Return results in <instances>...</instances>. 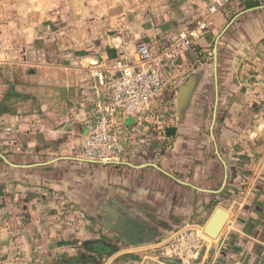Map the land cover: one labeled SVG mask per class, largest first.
<instances>
[{"label":"crops","instance_id":"crops-1","mask_svg":"<svg viewBox=\"0 0 264 264\" xmlns=\"http://www.w3.org/2000/svg\"><path fill=\"white\" fill-rule=\"evenodd\" d=\"M263 1L233 0L195 34L194 51H179L161 110L126 121V152L110 163L80 155L89 108L99 99L91 69L136 59L140 43L159 53L180 31L194 29L206 0L116 34L69 15L48 17L43 29L5 50L0 259L186 264L168 257L164 244L193 229L206 239L189 264H264ZM182 84L187 92L179 105ZM218 207L230 219L211 239L200 230Z\"/></svg>","mask_w":264,"mask_h":264},{"label":"built area","instance_id":"built-area-1","mask_svg":"<svg viewBox=\"0 0 264 264\" xmlns=\"http://www.w3.org/2000/svg\"><path fill=\"white\" fill-rule=\"evenodd\" d=\"M232 1L206 0V14L196 27L180 31L177 39L159 53L148 44L140 43L136 47V59H119L108 69H91V83L99 99L89 108L88 134L80 155L100 163H110L124 155L127 142L122 132L126 121L133 118L142 121L143 117L161 110L164 95L173 86L171 70L178 64L179 51L193 52L195 34L206 32L208 23ZM136 153L143 154V151ZM204 244V237L195 230H179L165 242L164 252L189 264ZM4 264L14 262L6 260Z\"/></svg>","mask_w":264,"mask_h":264},{"label":"rangeland","instance_id":"rangeland-1","mask_svg":"<svg viewBox=\"0 0 264 264\" xmlns=\"http://www.w3.org/2000/svg\"><path fill=\"white\" fill-rule=\"evenodd\" d=\"M201 1L205 2V0H0V58L6 56L3 53L5 50L24 43L35 31L43 29L45 25L43 20L48 17L69 15L80 20L82 25L89 29L101 30L104 27L111 34H116L136 22L166 19L175 11H179L182 5H200ZM63 207H65L63 211H66V206ZM68 217H70L68 213L62 216L64 219ZM6 260L0 259V264H4ZM12 261L14 264H37L23 259Z\"/></svg>","mask_w":264,"mask_h":264},{"label":"water","instance_id":"water-1","mask_svg":"<svg viewBox=\"0 0 264 264\" xmlns=\"http://www.w3.org/2000/svg\"><path fill=\"white\" fill-rule=\"evenodd\" d=\"M227 28L224 30V32L227 30ZM221 36H222V34L217 39V44L219 43ZM217 44H216V47L214 49V69H215L216 84L218 83V46H217ZM191 79H192V77L190 78V80ZM186 92H187L186 87H184L182 84V86L179 90V97H178L179 105L182 102L183 98L185 97ZM218 100H219V89H218V85H216V103H215V111H214V120L212 123V130L214 128L215 121H216ZM9 164L13 167H17L16 165H13L11 163H9ZM224 164H225V162H224ZM226 181H227V175H226L225 181L223 183V188L226 185ZM229 219H230V213L227 210H225L222 207L216 208L213 215L211 216V218L209 219V221L205 225V227L203 229V233L211 239H217L219 237V235L221 234V232L223 231V229H224L225 225L227 224V222L229 221Z\"/></svg>","mask_w":264,"mask_h":264}]
</instances>
